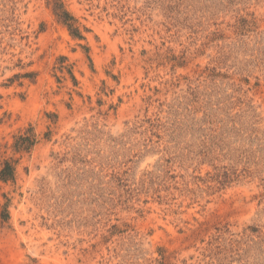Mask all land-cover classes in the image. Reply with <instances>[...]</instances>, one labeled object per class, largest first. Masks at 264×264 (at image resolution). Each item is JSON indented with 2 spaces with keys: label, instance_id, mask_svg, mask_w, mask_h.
<instances>
[{
  "label": "rangeland",
  "instance_id": "rangeland-1",
  "mask_svg": "<svg viewBox=\"0 0 264 264\" xmlns=\"http://www.w3.org/2000/svg\"><path fill=\"white\" fill-rule=\"evenodd\" d=\"M7 162L0 264H264V0H0Z\"/></svg>",
  "mask_w": 264,
  "mask_h": 264
},
{
  "label": "trees",
  "instance_id": "trees-1",
  "mask_svg": "<svg viewBox=\"0 0 264 264\" xmlns=\"http://www.w3.org/2000/svg\"><path fill=\"white\" fill-rule=\"evenodd\" d=\"M55 12L65 24H67L75 37L84 38L80 29L76 26V19L64 8L63 4H59L55 7ZM15 169L14 167L7 162L2 170H0V179L8 181L14 179Z\"/></svg>",
  "mask_w": 264,
  "mask_h": 264
}]
</instances>
